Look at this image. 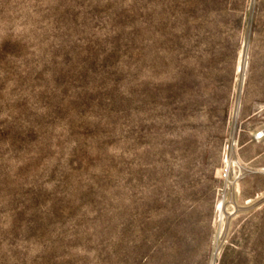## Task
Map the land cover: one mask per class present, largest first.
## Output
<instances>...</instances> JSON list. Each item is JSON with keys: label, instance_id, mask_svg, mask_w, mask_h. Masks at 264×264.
Returning a JSON list of instances; mask_svg holds the SVG:
<instances>
[{"label": "rangeland", "instance_id": "rangeland-1", "mask_svg": "<svg viewBox=\"0 0 264 264\" xmlns=\"http://www.w3.org/2000/svg\"><path fill=\"white\" fill-rule=\"evenodd\" d=\"M263 123L264 0H0V264H264Z\"/></svg>", "mask_w": 264, "mask_h": 264}, {"label": "built area", "instance_id": "built-area-1", "mask_svg": "<svg viewBox=\"0 0 264 264\" xmlns=\"http://www.w3.org/2000/svg\"><path fill=\"white\" fill-rule=\"evenodd\" d=\"M253 137L257 140L264 138V123L254 132Z\"/></svg>", "mask_w": 264, "mask_h": 264}, {"label": "bare ground", "instance_id": "bare-ground-1", "mask_svg": "<svg viewBox=\"0 0 264 264\" xmlns=\"http://www.w3.org/2000/svg\"><path fill=\"white\" fill-rule=\"evenodd\" d=\"M235 111V110H234ZM235 114V113H234Z\"/></svg>", "mask_w": 264, "mask_h": 264}]
</instances>
